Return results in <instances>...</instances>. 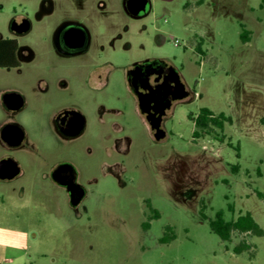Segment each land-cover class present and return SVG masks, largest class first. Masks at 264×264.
Instances as JSON below:
<instances>
[{
    "label": "rangeland",
    "instance_id": "obj_1",
    "mask_svg": "<svg viewBox=\"0 0 264 264\" xmlns=\"http://www.w3.org/2000/svg\"><path fill=\"white\" fill-rule=\"evenodd\" d=\"M41 1L0 0V38H16L43 59L61 16L38 22ZM184 1L170 5L178 10L174 18L148 21L146 35L137 24L111 55L117 69L108 95L100 96L122 112L106 119L121 124L125 134L80 142L76 158L90 191L88 215L78 218L64 190L28 171L26 191L0 205V264H264V236L234 233L223 242L201 216L203 208L207 218L223 211L227 221L249 212L264 230V201L257 197L264 194L262 0H222L198 9V0H191L185 12ZM26 17L33 31L14 36L11 22ZM154 27L178 44L156 48ZM204 30L211 34L207 57L192 49L193 33ZM146 57L171 62L196 94L169 114L162 142L154 140L126 82L124 66ZM83 109L92 116L90 108ZM202 109L230 118L223 132L194 139ZM243 241L250 248L235 254Z\"/></svg>",
    "mask_w": 264,
    "mask_h": 264
},
{
    "label": "flooded vegetation",
    "instance_id": "obj_2",
    "mask_svg": "<svg viewBox=\"0 0 264 264\" xmlns=\"http://www.w3.org/2000/svg\"><path fill=\"white\" fill-rule=\"evenodd\" d=\"M176 1L42 0L38 22L61 16L51 31L49 55L43 59L31 46L21 45L16 38H0V41L18 43L14 55L0 56V205L26 191L23 179L33 169L44 182L65 191L69 206L78 218L88 215L90 191L83 182L84 172L76 158L80 142L86 137L109 141L115 135L125 134L121 124H109L106 119L107 114L118 116L122 112L111 108L107 99L100 96L108 95L117 69L111 55L117 42L137 24L140 25L138 33L146 35L148 21L156 23L163 17L174 18L178 10L170 5ZM184 2L185 12L191 8V0ZM197 2L196 9L206 4L208 7L222 4V0ZM27 21L28 32L19 34L11 30L13 23L21 25ZM33 29L34 23L27 17L10 24L11 33L17 37L30 34ZM210 37L206 30L202 34L193 33L195 53L208 56ZM154 41L156 48H162L169 41L178 44L173 35L163 33L158 27H154ZM124 71L138 111L146 120L147 115L140 109L142 101L149 100L153 112L170 104L162 117L164 130V123L176 105L196 99L181 71L162 58L137 60L124 66ZM178 79L184 86L182 90L176 82ZM182 92H187L188 97L177 99ZM84 106L91 109L92 116ZM34 116H37L36 123L31 124L30 118ZM152 134L154 138L153 130ZM125 140L129 143L127 137ZM93 152L88 147L91 159ZM26 161L29 164H24ZM153 213L156 217L157 211ZM149 229L145 224L141 226L144 232Z\"/></svg>",
    "mask_w": 264,
    "mask_h": 264
},
{
    "label": "trees",
    "instance_id": "obj_3",
    "mask_svg": "<svg viewBox=\"0 0 264 264\" xmlns=\"http://www.w3.org/2000/svg\"><path fill=\"white\" fill-rule=\"evenodd\" d=\"M264 9V0H262L261 6ZM242 38L245 42L248 40V33L244 32ZM18 43L15 40H3L0 41V56L4 54L14 55L17 51ZM191 119V118H190ZM230 122V118L221 114L215 116L208 109H202L199 116L195 119V131L193 133L194 139L203 136H209L214 130L224 131L226 123ZM257 197L264 201V194L258 192ZM204 205V203H202ZM204 207V206H203ZM232 209V206L229 205ZM204 209V208H203ZM201 210V216L203 219L208 220L210 230L221 239L223 242H230L234 233L242 235H252L256 237L264 236V230L261 229L259 224L255 221L251 213L239 215L232 221H227L223 211H218L215 214L214 219H209L204 215V210ZM158 218V214L156 213ZM250 245L246 241H243L238 247L234 248L235 254H241L248 250Z\"/></svg>",
    "mask_w": 264,
    "mask_h": 264
},
{
    "label": "water",
    "instance_id": "obj_4",
    "mask_svg": "<svg viewBox=\"0 0 264 264\" xmlns=\"http://www.w3.org/2000/svg\"><path fill=\"white\" fill-rule=\"evenodd\" d=\"M29 29H30V24L28 21L24 22L21 25H18L17 23H13L11 27L12 31H16L19 34L26 33L29 31ZM176 82L177 83L179 82V86H180L179 88H181L182 90L184 88L183 84H181L179 79ZM188 95L189 94L187 92H182L177 97V99L180 100L185 99L188 97ZM168 108H170V104H166L159 110L153 112L152 109L150 108L149 100H144L141 102L140 109L143 114L147 115V122L149 123L151 129L155 132L154 138L157 142L163 141L166 138V132L164 129H162V117Z\"/></svg>",
    "mask_w": 264,
    "mask_h": 264
}]
</instances>
